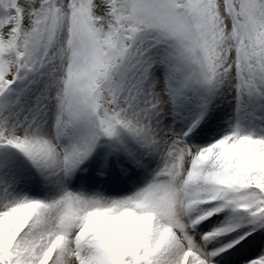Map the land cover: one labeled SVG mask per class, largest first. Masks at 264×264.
Wrapping results in <instances>:
<instances>
[{
    "label": "snow or ice",
    "instance_id": "1",
    "mask_svg": "<svg viewBox=\"0 0 264 264\" xmlns=\"http://www.w3.org/2000/svg\"><path fill=\"white\" fill-rule=\"evenodd\" d=\"M0 264H264V0H0Z\"/></svg>",
    "mask_w": 264,
    "mask_h": 264
}]
</instances>
